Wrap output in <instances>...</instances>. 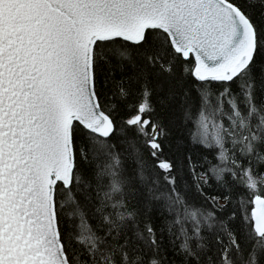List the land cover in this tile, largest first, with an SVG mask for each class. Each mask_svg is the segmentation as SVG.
I'll use <instances>...</instances> for the list:
<instances>
[{
    "label": "snow or ice",
    "instance_id": "6c2138e0",
    "mask_svg": "<svg viewBox=\"0 0 264 264\" xmlns=\"http://www.w3.org/2000/svg\"><path fill=\"white\" fill-rule=\"evenodd\" d=\"M0 264H264V0H0Z\"/></svg>",
    "mask_w": 264,
    "mask_h": 264
}]
</instances>
